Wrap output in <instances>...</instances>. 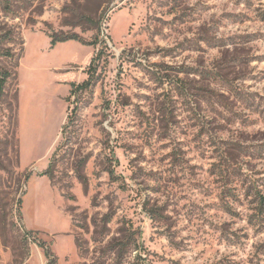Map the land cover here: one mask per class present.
I'll return each instance as SVG.
<instances>
[{
  "label": "rangeland",
  "instance_id": "obj_1",
  "mask_svg": "<svg viewBox=\"0 0 264 264\" xmlns=\"http://www.w3.org/2000/svg\"><path fill=\"white\" fill-rule=\"evenodd\" d=\"M7 46L0 264H264V0H0Z\"/></svg>",
  "mask_w": 264,
  "mask_h": 264
},
{
  "label": "trees",
  "instance_id": "obj_2",
  "mask_svg": "<svg viewBox=\"0 0 264 264\" xmlns=\"http://www.w3.org/2000/svg\"><path fill=\"white\" fill-rule=\"evenodd\" d=\"M78 36H74L71 38H58V37H53L51 36V44L53 46L57 45L58 43L61 42H66L69 40H78L80 42H82V40H80V38H77ZM6 39V40H5ZM5 41H3V43H14V38L10 37V35H6L5 36ZM97 43V42H96ZM22 44V43H21ZM24 45V44H22ZM104 51L100 50L95 57L93 58L91 65L89 67V79L84 82L83 84H72L73 89L71 90V95H74L75 89H87L92 85V81H93V71H95L96 69V64L98 61L101 60L102 55H103ZM0 58H4V59H8L11 62L14 63L13 69L11 68H6V67H0V105L3 102V98L6 96L7 93V89L10 87L12 81L16 80L18 77L17 74V69H19L20 67V56H18L16 53H14L12 51V49L10 47H3L0 48ZM52 165H50L49 169L43 174L46 175L48 177H50L51 180H53L54 176L51 173V169H52ZM260 206H264V198H261L260 202H259ZM45 255L47 257L48 260H50V263L55 264L56 261L54 259V255L52 254V252L49 249L45 250Z\"/></svg>",
  "mask_w": 264,
  "mask_h": 264
}]
</instances>
